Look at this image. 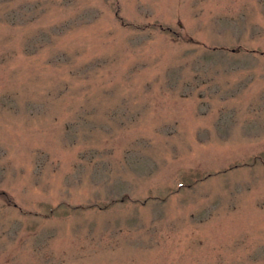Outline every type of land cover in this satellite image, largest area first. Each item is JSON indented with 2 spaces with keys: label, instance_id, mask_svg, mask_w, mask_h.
I'll use <instances>...</instances> for the list:
<instances>
[{
  "label": "rangeland",
  "instance_id": "374dc122",
  "mask_svg": "<svg viewBox=\"0 0 264 264\" xmlns=\"http://www.w3.org/2000/svg\"><path fill=\"white\" fill-rule=\"evenodd\" d=\"M0 264H264V0H0Z\"/></svg>",
  "mask_w": 264,
  "mask_h": 264
}]
</instances>
